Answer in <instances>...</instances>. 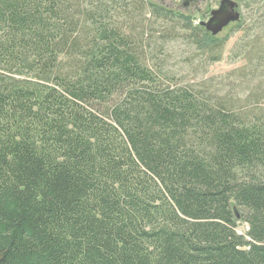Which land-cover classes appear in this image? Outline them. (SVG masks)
<instances>
[{
	"label": "trees",
	"instance_id": "trees-1",
	"mask_svg": "<svg viewBox=\"0 0 264 264\" xmlns=\"http://www.w3.org/2000/svg\"><path fill=\"white\" fill-rule=\"evenodd\" d=\"M130 1L0 0V264H264L263 6L231 95L169 72Z\"/></svg>",
	"mask_w": 264,
	"mask_h": 264
},
{
	"label": "rangeland",
	"instance_id": "rangeland-1",
	"mask_svg": "<svg viewBox=\"0 0 264 264\" xmlns=\"http://www.w3.org/2000/svg\"><path fill=\"white\" fill-rule=\"evenodd\" d=\"M134 1L136 0L130 1V5ZM171 1L146 0L147 4L144 3L147 10L140 12L142 15L140 20L145 25L139 29L140 32H143L145 40H150L152 45L157 43L155 48L157 47L156 50L161 52L159 56L166 60L169 72L185 81L201 80L216 83L218 86L216 88H219V91L231 95H234L233 92L239 94L244 93L245 90L248 92L261 80H264V67L261 68L264 65V60L260 61L257 58L253 63L258 72L250 81L252 83L248 84L245 90H241L245 87L242 81L244 78L241 76L244 75L245 69L243 68L250 66L246 59L250 35L245 30L250 28L259 16H262V13H259V8L261 6L264 8V0H236L240 5L241 19L238 22L230 23L216 36L218 40H223L224 44L222 45L221 60L213 63L210 62L208 55L199 51L195 44L188 39V29L184 28V22L180 21V17L188 18V21L192 22L193 25H200L202 21L208 20L206 18L208 12L219 7L221 0H201L199 4L202 8L201 12L173 7L174 2ZM175 3H179V1H175ZM155 4L173 12L172 15L175 19L172 20L161 13H156L152 8ZM168 32L173 34H164ZM162 44H164L163 48H161ZM239 94H235V96ZM256 104L264 106V97L259 98ZM238 231L246 234L248 225L239 223Z\"/></svg>",
	"mask_w": 264,
	"mask_h": 264
},
{
	"label": "water",
	"instance_id": "water-1",
	"mask_svg": "<svg viewBox=\"0 0 264 264\" xmlns=\"http://www.w3.org/2000/svg\"><path fill=\"white\" fill-rule=\"evenodd\" d=\"M210 18L200 23L213 36L218 35L232 22L241 19V12L235 0H221L218 8L211 10Z\"/></svg>",
	"mask_w": 264,
	"mask_h": 264
},
{
	"label": "flooded vegetation",
	"instance_id": "flooded-vegetation-1",
	"mask_svg": "<svg viewBox=\"0 0 264 264\" xmlns=\"http://www.w3.org/2000/svg\"><path fill=\"white\" fill-rule=\"evenodd\" d=\"M175 1H179V3H175ZM205 1V0H204ZM236 1V0H235ZM171 2H174L172 4L173 7H180L183 10H197L201 12V6L199 5L201 0H172ZM238 3V1H236ZM220 5V4H219ZM238 9L240 10V5L238 3ZM210 12H208L206 18H210Z\"/></svg>",
	"mask_w": 264,
	"mask_h": 264
}]
</instances>
